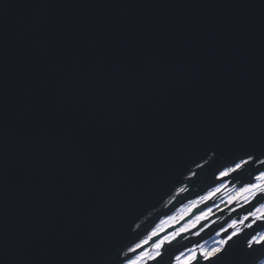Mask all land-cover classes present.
I'll return each mask as SVG.
<instances>
[{
    "label": "water",
    "instance_id": "1",
    "mask_svg": "<svg viewBox=\"0 0 264 264\" xmlns=\"http://www.w3.org/2000/svg\"><path fill=\"white\" fill-rule=\"evenodd\" d=\"M249 150L264 151V0H0V264H123Z\"/></svg>",
    "mask_w": 264,
    "mask_h": 264
},
{
    "label": "snow or ice",
    "instance_id": "2",
    "mask_svg": "<svg viewBox=\"0 0 264 264\" xmlns=\"http://www.w3.org/2000/svg\"><path fill=\"white\" fill-rule=\"evenodd\" d=\"M216 156L217 153L213 152V154L206 159L202 157V162H195V168L202 172L206 165L211 167L212 164L217 162ZM252 166L255 167L253 168ZM221 167L222 170L219 171L216 177L217 180L227 179L239 173L248 172L249 180L243 184L240 192L237 194L241 196L244 203L248 205L247 214L243 217V221L251 220V222L247 224L249 230H254L255 226L264 224V203L261 202L264 201V151H244V155L229 160ZM199 174L200 173L197 171L189 170L187 180L190 182L193 177H198ZM177 183H180L181 186L175 189V193L170 197L168 203H171L176 196L188 191L183 180L178 179ZM222 187L223 184L221 183L216 188L211 189L207 195L200 197V201L209 200L215 193L219 192ZM192 203L194 204L195 201ZM206 216L207 213H202L200 216L196 217V222L205 219ZM193 226H195V222ZM201 231H203V229H201ZM221 233H223V237L215 241L214 246L205 247L199 243L194 244L191 248L186 249V253L181 252L174 257L175 264H240V261L253 257L258 249H264V232H256L254 235L248 236L247 233L237 226V221H232L227 228H222L217 232V235L220 236ZM156 234L154 230L152 236ZM177 235H179V233H177ZM197 235H199V233H197ZM242 236L247 237L246 246L240 250L237 256L233 253V246ZM149 239H151V236ZM165 240H167V237ZM142 243L146 242L136 243L135 247H130L128 249V252L134 253L137 249L142 247ZM164 243L165 241L162 240L154 245L156 248L154 255L141 252V254L135 256V258L126 260L124 264H144L146 260L158 262V258H161V247ZM259 264H264V259L260 260Z\"/></svg>",
    "mask_w": 264,
    "mask_h": 264
},
{
    "label": "flooded vegetation",
    "instance_id": "3",
    "mask_svg": "<svg viewBox=\"0 0 264 264\" xmlns=\"http://www.w3.org/2000/svg\"><path fill=\"white\" fill-rule=\"evenodd\" d=\"M252 167L254 168L255 166ZM217 176L218 174L215 176L214 181H212L213 186L201 196L207 195V193L211 189L216 188L222 183L223 187L220 189L219 192L215 193L209 200H205L203 202L200 201L201 196L195 197V199L191 201L187 200L183 204H180V206L175 208L169 214L163 215L157 221V223L152 226V229L144 237H142L141 242H146L142 243V246L147 244L148 245L135 255L141 252L151 253L153 251V248H155L154 245L158 244L161 240H163L167 236H170L172 233L178 232L179 229H183L185 227H187V229L183 233L181 232L179 235L176 234L174 237L171 236V238H169L168 240H163L165 241V243L161 247V253L163 250H165L166 247H168L167 245H182L184 242H186L184 240L185 238L191 239L195 237V244L199 243L201 245H204L205 247H212L214 246L215 241L223 237V233L218 236L217 232H219L222 228H227L232 221H237V226L240 227L242 231H245L247 228V224L251 222L250 219L248 221H243V217L247 214L246 206L248 205H246L243 201V198L237 194L240 192V189L243 184L247 181H241L243 179L242 177L241 180H239V183H234V181L232 182L231 178L217 180ZM244 177H249V174L247 173ZM193 201H195L194 204L192 203ZM261 202L264 203V201ZM197 207H201V210L195 212V215L193 217L191 216L190 219L185 220L187 214H190V212L194 208L196 209ZM202 213H207L206 218L200 220L199 222H196V217L200 216ZM169 219L174 220L171 224L164 226V224L168 223L167 220ZM194 222L195 226H193ZM175 225L176 227L171 234L169 233L166 236L160 238L158 241L149 245V242L153 237L152 232L154 230L157 234H159L166 228ZM201 229H203V231H201ZM259 232H264V226H262ZM197 233H199V235H197ZM150 236L151 239H149ZM185 247L182 246V251L176 253L172 257V264H175V256L179 255L181 252L186 253V249L191 248L192 246L187 248Z\"/></svg>",
    "mask_w": 264,
    "mask_h": 264
},
{
    "label": "bare ground",
    "instance_id": "4",
    "mask_svg": "<svg viewBox=\"0 0 264 264\" xmlns=\"http://www.w3.org/2000/svg\"><path fill=\"white\" fill-rule=\"evenodd\" d=\"M194 169H195V168H194ZM195 171H196V170H195ZM197 171H199V170L197 169ZM232 182H233V181H232ZM232 182H231V183H232ZM243 182H246V180L243 181ZM234 183H235V181H234ZM236 183H237V182H236ZM184 184L187 186V188H188V190H189L190 187H189V184H188L187 178L184 179ZM180 186H181V185H180ZM180 186H179V187H180ZM212 186H213V184H211L210 187H209V186H208V187L211 188ZM209 188L207 189V191L209 190ZM203 194H205V193H202L201 195H203ZM173 195H174V194H173ZM201 195H199V196H201ZM170 197H171V196H170ZM170 197H169V199H170ZM177 197H180V195H179V196H176L175 199H177ZM197 197H198V196H197ZM169 199L165 202V204L168 203ZM193 199H195V198H193ZM193 199H188V200L191 201V200H193ZM197 208H201V207H197ZM197 208H196V209H197ZM194 209H195V208H194ZM194 209H193V210H194ZM193 210H192V211H193ZM200 210H201V209H200ZM200 210H199V211H200ZM192 211H191V212H192ZM191 212H190V213H191ZM192 217H193V216H192ZM170 227H176V225H175V226H170ZM170 227H168V228H170ZM168 228H166L165 230H167ZM174 229H175V228H174ZM174 229H173V230H174ZM165 230H164V231H165ZM173 230L170 231L169 233L171 234V233L173 232ZM260 230H261V228L256 229V230H254V231H251V232H250V236H251V235H254L256 232H259ZM164 231H162V232H164ZM162 232H161V233H162ZM169 233H167V234H169ZM167 234H166V235H167ZM166 235H164V236H166ZM162 237H163V236H162ZM162 237H161V238H162ZM185 239H188V238H185ZM141 241H142V240L138 241L137 243H140ZM194 244H195V239H194L193 241L187 243L186 245H183V247L186 246L185 248H187V247L193 246ZM144 246H145V245H144ZM144 246H142V247H144ZM132 247H133V246H132ZM145 247H146V246H145ZM145 247H144V248H145ZM183 249H184V248H183ZM180 251H182V246H181L179 249L176 250V253H178V252H180ZM163 253H165V250L162 251L161 256H162ZM176 253H175V254H176ZM263 259H264V257H263ZM259 261H260V260H259ZM259 261H258L257 264H259ZM172 263H173V261L171 260V262H170L169 264H172Z\"/></svg>",
    "mask_w": 264,
    "mask_h": 264
},
{
    "label": "rangeland",
    "instance_id": "5",
    "mask_svg": "<svg viewBox=\"0 0 264 264\" xmlns=\"http://www.w3.org/2000/svg\"><path fill=\"white\" fill-rule=\"evenodd\" d=\"M187 211H188V210H187ZM173 220H174V219H169V220H167L168 223L164 224V226H167L168 224H171V223L173 222ZM186 229H187V227H185V228H183V229H179L178 232L172 233L170 236H175L177 233L180 234L181 232L183 233ZM170 236H167V240L170 238ZM163 240H165V238H164ZM161 241H162V240H161ZM133 247H135V245H134ZM155 252H156V248H153V251H152L151 253L149 252V254H153V255H154ZM146 253H148V252H146ZM140 254H141V253H139V254H137V255H140ZM137 255H135V256H137ZM135 256H133V257L130 258V259L135 258ZM127 260H128V259H127ZM146 261H147V260H146ZM146 261H145V262H146ZM123 264H124V263H123Z\"/></svg>",
    "mask_w": 264,
    "mask_h": 264
}]
</instances>
